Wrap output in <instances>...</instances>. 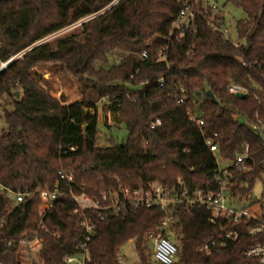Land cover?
<instances>
[{
  "label": "trees",
  "instance_id": "1",
  "mask_svg": "<svg viewBox=\"0 0 264 264\" xmlns=\"http://www.w3.org/2000/svg\"><path fill=\"white\" fill-rule=\"evenodd\" d=\"M114 1L0 0V60L22 54L0 71V109L6 124L0 133V181L15 190L58 186L64 192L43 217L38 195L17 204L0 193L4 264H23L21 238L40 234L44 239L38 260L30 264H67L65 256L83 240L85 230L60 170L73 174L77 192L92 196L119 184L176 185L180 180L190 188L209 190L216 187V162L205 137L212 136L227 158L250 146L254 161L261 162L244 176L251 184L264 171V0H235L247 15L236 24L240 47L202 17L195 26L175 28L181 0ZM91 15L78 32L46 41ZM144 50L147 58L142 57ZM113 58L119 61L105 66ZM43 62H59L63 73L78 80L83 94L90 89L104 99L103 107L127 129L126 141L99 145L98 102L85 94L72 103L53 95L34 71ZM162 76L165 86L158 82ZM231 83L244 85L245 96L231 92ZM181 88L187 99H181ZM189 109L203 117L202 127L189 120ZM154 118L162 124L151 128ZM209 215L204 206L176 208L172 225L163 232L179 247L173 264H260L245 251L262 237L244 229L227 246L210 253L201 250L217 230ZM163 216L157 206L109 212L103 220L96 215L87 264H122L119 258L131 239L142 264H151L145 236L160 229Z\"/></svg>",
  "mask_w": 264,
  "mask_h": 264
},
{
  "label": "built area",
  "instance_id": "2",
  "mask_svg": "<svg viewBox=\"0 0 264 264\" xmlns=\"http://www.w3.org/2000/svg\"><path fill=\"white\" fill-rule=\"evenodd\" d=\"M119 0H115V4ZM183 3L178 17L174 22V27L184 30L187 25L195 26L199 17H202L208 26L221 34V36L231 41L236 47L242 45L236 30L226 20L223 7L212 5L207 0H181ZM91 15L76 24H83ZM65 29V28H64ZM63 30V29H62ZM159 55L163 51L158 52ZM142 57L147 58L148 52L144 50ZM8 66V61L2 63L0 69ZM1 71V70H0ZM161 86L166 85L165 77L159 78ZM229 90L234 93H244L246 88L240 83H231ZM181 99H187L185 88L180 90ZM189 120L202 127L205 120L193 109L187 111ZM162 124L161 118H154L150 122L151 128H156ZM264 138V131L261 130ZM206 146L213 153L216 165L213 169L216 177V187L209 190L203 188H190L183 180L176 185L163 184L161 182H150L147 185L127 186L119 184L117 187L101 193L99 196H92L85 191L77 192L73 188L74 178L71 172L60 170V175L69 186V194L75 201L74 212L78 216L79 225L84 228L83 240L73 247L71 253L65 256L67 264H87L90 258V242L97 232L96 215L100 219L106 218L109 212L121 214L130 209L159 207L164 216L161 218V227L157 231H151L145 236V240L150 249L151 255L160 264H173L179 253L178 245L169 237L164 235V230L168 229L174 219L176 208L185 206L193 208L204 206L209 212V220L217 226V230L203 244L201 250L210 253L214 248L227 246L229 243L238 240L241 230L244 229L248 235L262 237V241L249 247L245 253L247 256L255 257L260 264H264V187L261 197L253 198L252 189L254 183L244 178L245 175L255 171L261 162L254 161L251 148L246 144L236 157H223L220 160L219 145L212 136L205 137ZM262 175V174H261ZM0 193L11 196L15 203L20 204L28 198L38 195L41 199L39 215H43L53 206L54 202L64 194L57 186L53 189L37 187L31 191L15 190L0 181ZM43 226V221H41ZM54 236L60 237V232H55ZM130 242L135 243V239ZM151 242L153 249L151 250ZM9 241L8 244H11ZM44 243L40 234L33 239L21 238L19 240L18 254L21 261L26 257V261L32 260L35 255H39ZM136 245V243H135ZM126 253L124 252L119 262L126 264ZM34 262V260H32ZM21 263H23L21 261ZM0 264H4L0 262Z\"/></svg>",
  "mask_w": 264,
  "mask_h": 264
},
{
  "label": "rangeland",
  "instance_id": "3",
  "mask_svg": "<svg viewBox=\"0 0 264 264\" xmlns=\"http://www.w3.org/2000/svg\"><path fill=\"white\" fill-rule=\"evenodd\" d=\"M212 5H219L223 7L226 15L227 22L231 25L233 30H236L237 21L245 18L247 15L244 12L243 8L240 7L235 0H207ZM82 29V24L70 25L63 30H60L49 37H47L46 41L54 42L60 37L67 36L71 32H78ZM22 54H19L16 57H21ZM119 58H113L109 64H105V66H110L114 63H117ZM2 62L0 60V67L2 66ZM61 64L59 62H43L39 63L35 66L34 71L39 74L42 80V84L48 89L53 95L57 97H63L66 100V103H72L77 100H81L85 97L88 100L98 102L99 108V145L105 146L109 145L113 141L116 143H123L126 141L128 132L123 124H117L115 122L114 116L109 113L104 107V99H100L96 92L93 90H86L83 94V89L78 80L71 74L63 73L61 70ZM13 107H9V110H12ZM108 113V114H107ZM4 110L0 109V133L2 129L5 127V117ZM107 116V118H106ZM106 121L110 124V126L106 125ZM220 160L223 162V157L220 152ZM264 187V171L262 175L256 178L254 187L252 189L253 198H260L263 192ZM151 250L153 249V243L151 242ZM124 251L126 253V264H142L141 257L138 252V249L135 243L130 242L124 246ZM26 258V257H25ZM24 257L21 258L23 264L33 263L32 260H38L39 255H35L31 260L26 261ZM178 259H176L177 261ZM151 264H160L152 255Z\"/></svg>",
  "mask_w": 264,
  "mask_h": 264
},
{
  "label": "water",
  "instance_id": "4",
  "mask_svg": "<svg viewBox=\"0 0 264 264\" xmlns=\"http://www.w3.org/2000/svg\"><path fill=\"white\" fill-rule=\"evenodd\" d=\"M14 59H15V58H11V59L8 61V64H9L10 62H12ZM0 70H2V69H0ZM208 93H209L210 97H211L214 101H216V97H215L214 93H213L211 90H209ZM17 95H19V92H17ZM237 95H238L239 97H244V96H245L244 93H238ZM241 122H244V119H243V118L241 119Z\"/></svg>",
  "mask_w": 264,
  "mask_h": 264
}]
</instances>
